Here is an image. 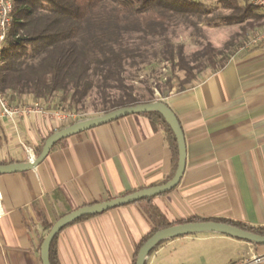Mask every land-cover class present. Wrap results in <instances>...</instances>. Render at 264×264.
Instances as JSON below:
<instances>
[{
    "label": "crops",
    "instance_id": "obj_1",
    "mask_svg": "<svg viewBox=\"0 0 264 264\" xmlns=\"http://www.w3.org/2000/svg\"><path fill=\"white\" fill-rule=\"evenodd\" d=\"M158 99L179 123L185 166L178 185L148 204L174 225L199 218L264 226V48L240 51L221 71ZM101 114L1 120L0 165L35 159L50 135ZM172 173L169 140L145 116L61 140L34 169L0 175V264H42L49 225L79 208L158 186ZM146 205L135 202L65 226L54 242L58 264H132L151 229ZM255 257L264 264V245L203 232L165 241L145 264H243Z\"/></svg>",
    "mask_w": 264,
    "mask_h": 264
},
{
    "label": "trees",
    "instance_id": "obj_2",
    "mask_svg": "<svg viewBox=\"0 0 264 264\" xmlns=\"http://www.w3.org/2000/svg\"><path fill=\"white\" fill-rule=\"evenodd\" d=\"M216 2L226 13H216L199 0H13L12 26L0 59V92L14 104H21L20 99L28 97L61 112L84 109L86 100L93 95L97 98L92 103L93 109L97 107L95 111L103 114L160 101L148 87L147 99L136 95L124 75L127 67L145 63L148 47L159 43L163 61L173 73L183 74L176 86L171 78L155 84L163 98L170 92L179 93L197 84L199 74L205 70L211 74L221 71L248 40V32L255 34L261 28L262 15L248 0ZM201 25H241V29L222 49L206 42L200 50L186 55L183 45L172 44L171 34L178 27L199 31ZM137 115L148 117L169 140L173 173L162 185L173 177L177 167L176 140L158 113ZM150 199L136 202H147L142 213L151 229L138 243L132 264L141 246L153 234L174 225L157 207L148 204ZM208 221L226 223L264 237V226L199 218L180 223ZM57 235L50 246L49 264H58L54 246Z\"/></svg>",
    "mask_w": 264,
    "mask_h": 264
},
{
    "label": "water",
    "instance_id": "obj_3",
    "mask_svg": "<svg viewBox=\"0 0 264 264\" xmlns=\"http://www.w3.org/2000/svg\"><path fill=\"white\" fill-rule=\"evenodd\" d=\"M150 112L158 113L164 119V121L170 127L176 140L177 167L173 177L168 182L162 185L143 189L121 198H116L106 202L85 206L59 218L51 226L50 230L48 231L47 235L45 236L40 245V260L42 264H49V250L51 243L55 236L60 232V230H62L68 224L73 223L75 220L83 217L97 215L114 209L116 207L129 205L137 201H141L145 198H152L162 195L171 191L178 185L183 175L185 166V143L179 123L175 115L169 109V107L160 101L138 104L130 107H123L86 120L75 122L74 124L55 132L45 140L40 154L32 161H29L27 163L0 165V175L21 173L32 170L46 158L48 153L51 151L52 147L63 139L69 138L71 136L80 134L96 127L109 124L127 116L146 114ZM203 232L219 233L256 245H264V237L246 232L226 223L211 221L188 222L172 225L153 234L139 249L135 264H145V260L148 258L152 250L163 241Z\"/></svg>",
    "mask_w": 264,
    "mask_h": 264
},
{
    "label": "rangeland",
    "instance_id": "obj_4",
    "mask_svg": "<svg viewBox=\"0 0 264 264\" xmlns=\"http://www.w3.org/2000/svg\"><path fill=\"white\" fill-rule=\"evenodd\" d=\"M199 1H202L212 7L216 13H226V11L220 9L217 6V0ZM199 29V31H193L190 29H184L183 27H178L174 33L171 34L172 44L174 46L183 45L184 53L186 55H190L200 50L206 42H210L214 48L222 49L226 43L235 37L236 34L240 33L241 25L219 27H207L205 25H201ZM258 29L259 28L256 27V30ZM248 33V37L253 35V31H249ZM160 49L161 46L159 43H155L152 45V47H148L145 63L138 64L135 67H127L124 74L126 77V82L133 85L135 94L144 96V99L148 98L146 87L153 91L154 98L157 99L159 98V93L155 89L156 83H161L166 78H171L173 80V85L176 86L178 79L183 77L181 72L173 73L171 71L169 65L166 64L160 56ZM208 73H210L209 70H205L199 74L198 78L201 79ZM96 100L97 98H95L94 95L91 96L86 100L84 109L75 113L83 115L92 114L97 109V107H95L96 109H93L92 107V103Z\"/></svg>",
    "mask_w": 264,
    "mask_h": 264
},
{
    "label": "built area",
    "instance_id": "obj_5",
    "mask_svg": "<svg viewBox=\"0 0 264 264\" xmlns=\"http://www.w3.org/2000/svg\"><path fill=\"white\" fill-rule=\"evenodd\" d=\"M249 3L262 15V26L255 34L248 38V41L239 48L238 52L246 51L254 47L264 48V0H249ZM12 21L13 0H0V59L2 56V50L8 37V33L12 26ZM32 113L47 117L51 116L52 118H56L61 121H76L77 119L83 117V114L75 112H49L43 107L40 101L33 100L27 103L14 104L11 103L2 92H0V121L7 120L14 122L16 119H20ZM260 260L261 258L255 257L243 264H258Z\"/></svg>",
    "mask_w": 264,
    "mask_h": 264
}]
</instances>
